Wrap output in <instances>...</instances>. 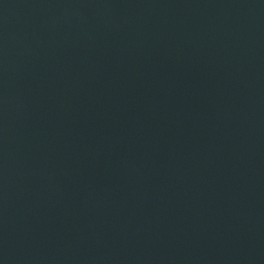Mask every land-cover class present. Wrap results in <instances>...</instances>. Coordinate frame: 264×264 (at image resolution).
Segmentation results:
<instances>
[{
	"label": "water",
	"instance_id": "water-1",
	"mask_svg": "<svg viewBox=\"0 0 264 264\" xmlns=\"http://www.w3.org/2000/svg\"><path fill=\"white\" fill-rule=\"evenodd\" d=\"M0 264H264V0H0Z\"/></svg>",
	"mask_w": 264,
	"mask_h": 264
}]
</instances>
